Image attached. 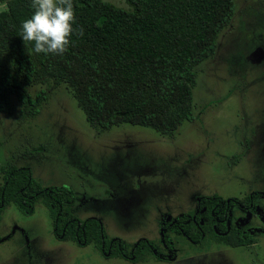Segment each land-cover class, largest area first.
<instances>
[{
    "label": "rangeland",
    "instance_id": "1",
    "mask_svg": "<svg viewBox=\"0 0 264 264\" xmlns=\"http://www.w3.org/2000/svg\"><path fill=\"white\" fill-rule=\"evenodd\" d=\"M106 1L129 8L126 0ZM234 3L214 55L195 67L192 119L171 136L139 123L96 129L66 82L27 86L33 97L40 90L46 96L34 117L23 116L11 97V112L0 111V166L28 167L45 187H70L75 216L97 219L105 240L123 241L127 253L139 239L153 248L134 251L131 260L58 238L37 200L32 214L12 203L1 212L0 264H264V0ZM253 192L263 196L253 197L251 214L236 204L229 214L242 229L253 228L255 244L200 246L161 232L162 221L194 210L198 197L244 200ZM163 237L173 251L163 248Z\"/></svg>",
    "mask_w": 264,
    "mask_h": 264
},
{
    "label": "trees",
    "instance_id": "2",
    "mask_svg": "<svg viewBox=\"0 0 264 264\" xmlns=\"http://www.w3.org/2000/svg\"><path fill=\"white\" fill-rule=\"evenodd\" d=\"M1 2V112H11L14 96L22 115L34 117L46 96L40 90L33 97L27 86L66 82L96 129L139 123L168 136L181 121L192 119L195 67L214 55L217 36L235 11L234 0H126L129 8L106 0H73L74 27L83 35L74 34L68 51L57 56L35 53L20 36L22 21L33 13L31 0ZM37 200L48 209L58 238L81 246L93 243L100 251L110 247V255L122 254L118 245L126 249L119 239L105 240L97 219L75 216L70 187H45L28 167L0 166V214L11 203L32 214ZM220 200L202 197L201 204L209 213ZM145 248L140 240L135 251Z\"/></svg>",
    "mask_w": 264,
    "mask_h": 264
},
{
    "label": "flooded vegetation",
    "instance_id": "3",
    "mask_svg": "<svg viewBox=\"0 0 264 264\" xmlns=\"http://www.w3.org/2000/svg\"><path fill=\"white\" fill-rule=\"evenodd\" d=\"M261 192H253L252 195L244 200H237L236 198L225 199L219 196L221 200L210 208L209 213H207V206L201 204V198L209 196L198 197L196 200L197 205L194 210L183 212L175 217L173 216L174 218L171 217L167 221H162L160 223L161 232L163 234L164 230H167V232L171 231L177 235L186 237L192 243L200 246H202L201 244L203 242L205 244L217 243L220 246L228 245L230 247H244L255 244L257 241L250 235V233H252L251 229L253 228L247 227L246 229H242L238 223L234 224L232 218L230 217L229 210L232 205L236 204L243 210V212L251 214L255 207L253 197L255 195L263 196V193ZM140 240H145L146 242V248L144 250L153 248V242L151 240L139 239L128 253L127 249L124 250L120 245H118V249L123 250L121 256L134 260V251ZM163 244V248L168 251H173L174 247L172 246L171 241L166 239V237H163ZM108 250H102V252H106L108 255L110 254V247ZM158 259L164 260V263H166L167 261H173L174 255L170 256V258L158 256Z\"/></svg>",
    "mask_w": 264,
    "mask_h": 264
},
{
    "label": "clouds",
    "instance_id": "4",
    "mask_svg": "<svg viewBox=\"0 0 264 264\" xmlns=\"http://www.w3.org/2000/svg\"><path fill=\"white\" fill-rule=\"evenodd\" d=\"M33 13L21 23L20 36L31 43L37 54L64 55L73 43V35L83 29L74 27L76 13L73 0H31Z\"/></svg>",
    "mask_w": 264,
    "mask_h": 264
}]
</instances>
